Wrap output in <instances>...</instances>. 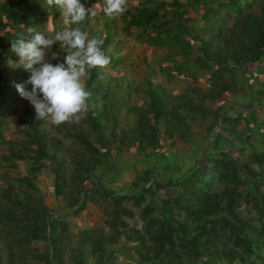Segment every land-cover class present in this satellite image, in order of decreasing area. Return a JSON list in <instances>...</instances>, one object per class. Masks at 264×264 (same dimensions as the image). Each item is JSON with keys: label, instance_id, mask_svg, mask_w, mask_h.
Returning a JSON list of instances; mask_svg holds the SVG:
<instances>
[{"label": "trees", "instance_id": "1", "mask_svg": "<svg viewBox=\"0 0 264 264\" xmlns=\"http://www.w3.org/2000/svg\"><path fill=\"white\" fill-rule=\"evenodd\" d=\"M81 2L97 4L96 15L65 25L47 0H0V116L14 111L11 104L21 96L16 84L31 90L30 73L12 63L19 57L11 40L44 29L46 13L53 36L78 27L102 38L117 72L131 56L120 50L126 36L133 45L168 52L144 57L142 83L89 70L86 110L64 127L54 125L73 146L49 137L40 127L45 121L30 111L23 138L5 141L6 152L0 147V264H116L114 252L124 249L135 257L128 264H264V0H127V11L112 17L103 12L104 0ZM238 87L249 101L236 99L243 94ZM139 91L145 103L132 107ZM128 112H135L123 130L129 145L114 131ZM176 139L196 159L184 170L181 146L167 158L168 171L174 166L176 173L161 179L157 151ZM129 146L156 153V163L142 166L134 155L124 156L129 163L117 171L133 178L128 190L118 191L105 178H115V165L109 171L103 165ZM17 160L28 172L10 176ZM45 166L53 206L35 181ZM89 204L101 211V224L72 231L73 218L90 215Z\"/></svg>", "mask_w": 264, "mask_h": 264}, {"label": "clouds", "instance_id": "2", "mask_svg": "<svg viewBox=\"0 0 264 264\" xmlns=\"http://www.w3.org/2000/svg\"><path fill=\"white\" fill-rule=\"evenodd\" d=\"M64 18L65 25L79 24L88 16L96 15L97 4L86 7L81 0H47ZM127 11V0H104L103 12L112 17ZM30 38L19 34L11 40V51L19 57V65L30 73L27 90L24 84H16L19 94L34 106L37 120L54 125L79 119L78 114L87 108L91 93L85 79L89 70L105 68L110 56L103 50L104 40L89 38L80 28L66 27L54 36L45 31H34ZM59 43V51L53 46ZM62 53L63 55L61 59ZM56 61V63H52Z\"/></svg>", "mask_w": 264, "mask_h": 264}, {"label": "rangeland", "instance_id": "3", "mask_svg": "<svg viewBox=\"0 0 264 264\" xmlns=\"http://www.w3.org/2000/svg\"><path fill=\"white\" fill-rule=\"evenodd\" d=\"M168 2H171L173 0H166ZM182 3H186V0H180ZM130 4H135V2H132ZM51 18V15H49V13H46L45 15V19L47 22L45 23V28L39 31H45L47 33H49L50 35L53 36L52 34V30L50 28L49 25V20ZM120 33V32H119ZM1 34V33H0ZM122 38H123V33L119 34ZM118 35V36H119ZM116 36L115 39L118 37ZM130 39L133 38V36H129ZM128 36L124 37V41H122V43L120 44V50L121 52H126V53H130V57L128 59V64L125 66V63L123 65H121V69L119 72L115 71V69L111 66H107L105 68H101V71L110 75H117V73L121 75H125L126 77V81L128 82L131 79H136L138 80V82L142 83L146 73H147V65H145V63H143V59L144 57H146L147 59H150L152 57V55L154 54H159L160 57L164 56L165 53L168 52V48L167 47H159V48H155L151 45H148L146 43H142L139 45H133L129 40H126L127 38H129ZM56 45V44H55ZM5 46H7L5 44ZM9 48V47H8ZM8 61H12V60H8ZM19 61H15L12 63H18ZM9 63V62H7ZM10 64V63H9ZM125 69V70H124ZM207 76H204V78ZM204 80V79H203ZM158 79H156L155 82H157ZM186 81V79H185ZM187 83H191V80H187ZM204 82V81H203ZM201 82V84L203 85L204 83ZM165 86L169 87V89L171 90L172 87L171 85H167L164 84ZM237 91H241L243 88L242 87H238ZM230 94V93H229ZM227 95H223L220 97V99H218L216 101V104H220L221 102L225 101ZM237 100H239L240 102H246L249 99V96L247 95L246 91L243 89V94H240L239 97H236ZM249 101V100H248ZM145 103V100L143 98V94L139 91V92H133L131 99H130V105L132 107L134 106H140L143 105ZM11 107L14 109V111L12 112V114L9 115H2L0 116V121H2V128H4L3 130V134L4 137L2 139H0V147L2 149L1 152H6L5 148L7 147V145L5 144V141L8 140H15V139H22L25 129H26V124H25V120L26 118H28V112L32 111L34 118H36V112H35V108L34 106L30 103V101H28L27 99H24L22 96L19 97L18 101L16 100V102H13L11 104ZM124 112H122L123 114ZM78 116H80V113L78 114ZM135 118V112H128L127 113V118H120V124H117V126L114 127V131H116V133L119 134H123L124 136V132L123 130H126L128 128V125H130L133 122V119ZM37 120V118H36ZM74 121H76L77 119H73ZM71 120V121H73ZM128 120V122H127ZM71 121L67 122V123H72ZM66 122L60 124L61 127H64L62 125H67ZM40 127L45 129V131H47L48 136L50 137L52 134H56L57 137H59L61 140H63L67 146H73V142L71 139L68 138H64L60 133H58L56 131V126H54V124H52L51 122L45 121L40 123ZM109 129H111V127H109L107 129V131H109ZM219 130V128L217 129ZM216 130V131H217ZM124 142L129 145V140L124 136ZM118 145H120L121 143H117ZM116 144V145H117ZM123 145V144H122ZM173 147L168 146V145H164L159 151L162 157H160V159H163V163L162 166L160 168L161 171V179H165V176L169 174H174V172L176 173V168L174 166H170V170L169 169V160L168 155L170 154H174L177 149H180L181 146L182 148L184 147V145L179 143V140H175ZM180 145V146H179ZM125 146V145H124ZM116 150V149H115ZM114 150V151H115ZM185 152V160L184 162L180 163V161L178 162V164H181V166H183V169H186V165L194 162V159H196L195 157H190L189 152L187 151L186 148L182 149ZM181 150V151H182ZM113 151V153H114ZM177 152V151H176ZM153 153V152H152ZM178 153V152H177ZM191 153V152H190ZM61 154V153H60ZM150 154L147 151H143V152H139L136 151L135 148L133 146H129L127 149H123V152H119L117 151L116 153L112 154L106 161V163H104L103 165V170H108V168L112 165H115L114 168L111 169L110 173L115 175V178L111 179L109 178V175L107 177V175L105 176V178H107L108 184L109 182L111 183V186L113 185V187H117L115 189H117L118 191H124V190H128L129 187L131 186V179L133 178V175L131 174V172H129L126 169H123L122 172H119L117 170H119L121 167V163L124 162L125 157L129 156V155H134L136 157V160L138 163V165H142L144 166L145 163H148V165H150V163H156L154 160L155 154ZM167 156V157H164ZM164 157V158H163ZM158 159V161L160 160ZM125 163H129V161L125 160ZM17 166L13 167L12 169H10V176H20L22 174H25L28 172L29 166L26 165L23 160H17L16 161ZM180 166V167H181ZM179 167V168H180ZM130 169L132 171L135 170V166H130ZM3 171H7V168ZM109 171V170H108ZM117 171V172H116ZM183 171V170H182ZM119 172V173H118ZM8 174V173H7ZM125 179V183L120 186L119 185V181H124ZM35 181L38 183L39 189H41V191L44 194V199L45 202L50 205L53 206L55 204L54 198L52 196V180H51V176L49 174V171L47 170V167H42L40 172L37 174ZM89 210L91 211L90 215L85 218L84 214L79 215L76 218H73V223L69 225V228L72 231L77 230L78 228L81 227H88L91 228L93 226H98L101 220V211L99 210L98 207L94 206L93 204H89L88 206ZM9 240V239H8ZM32 245H35V243H32ZM13 253L17 256V252L15 250V248L13 247L12 249ZM128 249H124L123 252H114V255L117 256L116 259H114V262H116V264H128L130 262H134V258H132L134 256L133 252H129L127 254ZM7 251H3V259L5 258L6 261H8L9 255H6ZM132 255V257H131Z\"/></svg>", "mask_w": 264, "mask_h": 264}]
</instances>
